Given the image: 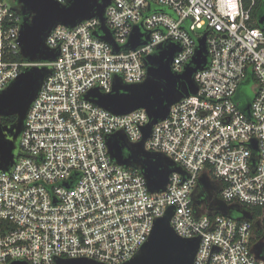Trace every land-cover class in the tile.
<instances>
[{
	"label": "built area",
	"instance_id": "built-area-1",
	"mask_svg": "<svg viewBox=\"0 0 264 264\" xmlns=\"http://www.w3.org/2000/svg\"><path fill=\"white\" fill-rule=\"evenodd\" d=\"M104 16L118 51L91 17L56 25L45 40L59 51L56 60L30 62L20 54L21 16L0 0V91L25 67H51L28 107L13 162L0 169V264H124L169 206L177 235L200 238L193 264H264L253 251L264 235V0H111ZM135 26L145 42L122 47ZM203 35L207 61L193 74L197 91L173 103L143 143L183 172H170L166 188L151 192L141 170L116 163L107 146L119 130L128 143L139 142L146 110L117 114L85 94L111 92L116 75L141 82L145 57L159 45L179 47L171 69L181 73ZM202 175L220 200L260 207V214L209 211Z\"/></svg>",
	"mask_w": 264,
	"mask_h": 264
},
{
	"label": "water",
	"instance_id": "water-1",
	"mask_svg": "<svg viewBox=\"0 0 264 264\" xmlns=\"http://www.w3.org/2000/svg\"><path fill=\"white\" fill-rule=\"evenodd\" d=\"M111 0H13L12 8L21 16L18 41L20 54L30 62L54 61L58 50L47 47L45 40L50 31L58 24L73 27L83 20L97 17L103 39L113 43L105 25V8ZM97 34L96 31L93 32ZM137 26L134 27L128 41L122 46L134 49L144 40ZM205 35L198 39L195 55L184 66L181 73L171 69L174 53L179 50L176 44L167 48L158 46L157 52L145 57L146 76L139 83L125 84L119 76H114L113 88L109 93H102L97 88L85 94V98L114 113H128L137 108H144L149 115V122L142 128V139L134 144L126 140L122 131H116L107 138L110 157L118 164L139 168L146 180L149 191L158 192L166 188L168 176L172 171L183 169L160 152H148L144 149V140L150 135L154 123L167 117L170 106L179 99L195 93L197 85L193 74L204 67L207 61ZM116 51L119 46L114 44ZM51 72L48 66L25 67L21 73L0 91V116L16 114V120L10 126L0 123V169L6 170L13 162L17 139L23 128V121L32 100ZM204 188L211 184L205 175L199 180ZM197 202V199H194ZM215 210L227 216L251 219L249 210L239 205H228L220 199H214ZM174 207L169 206L164 215L155 219L152 230L137 253L124 264H193L199 245V236L185 238L177 235L170 219ZM261 241L253 246L259 258ZM8 264H28L24 260H14ZM55 264H102L86 258H58Z\"/></svg>",
	"mask_w": 264,
	"mask_h": 264
},
{
	"label": "flooded vegetation",
	"instance_id": "flooded-vegetation-1",
	"mask_svg": "<svg viewBox=\"0 0 264 264\" xmlns=\"http://www.w3.org/2000/svg\"><path fill=\"white\" fill-rule=\"evenodd\" d=\"M200 194L203 196L204 204L206 208L210 210L215 204L214 199H219L217 185H211L210 188H205L204 191L200 190ZM258 241H261V254L264 255V235L262 234Z\"/></svg>",
	"mask_w": 264,
	"mask_h": 264
},
{
	"label": "trees",
	"instance_id": "trees-1",
	"mask_svg": "<svg viewBox=\"0 0 264 264\" xmlns=\"http://www.w3.org/2000/svg\"><path fill=\"white\" fill-rule=\"evenodd\" d=\"M16 117H17L16 114H11V115H7V116H0V123L2 126H10L11 124H13L15 122ZM249 210L251 211V213L254 217L256 215L260 214V207H251V208H249Z\"/></svg>",
	"mask_w": 264,
	"mask_h": 264
},
{
	"label": "rangeland",
	"instance_id": "rangeland-1",
	"mask_svg": "<svg viewBox=\"0 0 264 264\" xmlns=\"http://www.w3.org/2000/svg\"><path fill=\"white\" fill-rule=\"evenodd\" d=\"M11 6L14 4L13 0H6ZM249 96H251V92L249 91Z\"/></svg>",
	"mask_w": 264,
	"mask_h": 264
}]
</instances>
